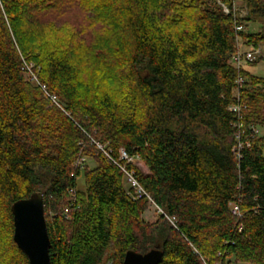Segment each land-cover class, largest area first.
I'll return each instance as SVG.
<instances>
[{
  "label": "trees",
  "instance_id": "1",
  "mask_svg": "<svg viewBox=\"0 0 264 264\" xmlns=\"http://www.w3.org/2000/svg\"><path fill=\"white\" fill-rule=\"evenodd\" d=\"M222 1L230 13L216 0H0V264H29L11 206L35 191L51 264H123L152 249L159 264H264V135L233 152L238 116L264 128V76L233 64L264 31L237 30ZM243 1L248 21H264L263 0ZM99 145L141 157L148 174L127 167L153 203Z\"/></svg>",
  "mask_w": 264,
  "mask_h": 264
},
{
  "label": "water",
  "instance_id": "2",
  "mask_svg": "<svg viewBox=\"0 0 264 264\" xmlns=\"http://www.w3.org/2000/svg\"><path fill=\"white\" fill-rule=\"evenodd\" d=\"M11 210L14 216V240L28 257L29 264H51V240L43 193L35 191L30 197L15 201ZM163 257L160 249L146 253L128 251L123 264H159Z\"/></svg>",
  "mask_w": 264,
  "mask_h": 264
},
{
  "label": "built area",
  "instance_id": "3",
  "mask_svg": "<svg viewBox=\"0 0 264 264\" xmlns=\"http://www.w3.org/2000/svg\"><path fill=\"white\" fill-rule=\"evenodd\" d=\"M235 4H236V0H234L233 10L239 21V25H237V30H243L244 23L242 22V20L239 18V15L237 14ZM223 6H224L223 7L224 12H226L227 14L230 13V8L225 4H223ZM260 54H261L260 46L251 45L249 50H242L239 48V50L233 56V64L237 68H240L244 62L254 61L260 56ZM243 82H244V78L242 76H239L236 80L237 87L235 90V96L238 98H239V93H238L239 86H241ZM41 86L43 90L47 92L46 86L45 85H41ZM53 99L55 100V98ZM228 110L238 115L241 111V104L239 103L232 104L228 107ZM238 120L239 122H236L237 127L239 128L238 133L236 135L237 144L233 147V152L235 153V156L238 159H240L242 157V154H241L242 150L251 145V139L257 136L259 137L263 135L261 134V128L253 124H249V127L247 129L246 128L244 129L242 116H238ZM99 148L104 151V153L107 155L111 163L117 164L121 168V170L125 174L127 184L136 191V195L139 197L145 195L150 199L151 203H153V200L151 199L149 193L144 189V187L139 182L135 168L129 169L127 167L129 164H132L139 168V163L141 161L143 162L141 157L139 155H131L125 150V148H121L119 151V158L116 159L115 157H112L110 152L106 151L102 145H99ZM232 213L239 217L242 216L239 206L236 204L232 206ZM241 229H242V226H240V230ZM218 264H221V263H218ZM233 264H236V263H233Z\"/></svg>",
  "mask_w": 264,
  "mask_h": 264
},
{
  "label": "rangeland",
  "instance_id": "4",
  "mask_svg": "<svg viewBox=\"0 0 264 264\" xmlns=\"http://www.w3.org/2000/svg\"><path fill=\"white\" fill-rule=\"evenodd\" d=\"M262 1V0H260ZM264 1V0H263ZM217 4H219L220 6H222V8L224 7L223 4H225L222 0H216ZM233 5H234V0H232ZM227 5V4H225ZM236 11L237 14L239 15V18L245 23L247 24L246 27L248 26V28L246 29V31L248 32H260V31H264V21L255 18L252 21H248L247 18L250 16L251 14V9L250 7L247 5L246 2H244L243 0H236ZM80 14L82 15L81 17L84 16L83 12H81V10H77L75 8H73V10L69 13L68 15V19H70V21L72 22H76L77 19H79ZM261 48V54L260 56L254 60V61H248V62H244L243 65L250 70L251 72H253L254 74L258 75V76H264V43L259 45ZM251 46L245 45V44H241V49L242 50H249ZM23 74L24 76L30 80L31 82H33L34 84H37L41 87V89L43 90L42 86L40 85L41 83L39 82L38 76H37V71L34 68V64L31 62H25L24 66H23ZM43 84V83H42ZM47 88V87H46ZM45 97L50 101L51 105H55L58 108H61V105L59 103V100L55 96L54 94H52L49 90H47V92L45 90H43ZM50 94V96H49ZM55 98V100L53 99ZM261 134L264 135V128H261ZM121 149V148H120ZM82 162L86 163L89 167H95L96 163L94 160H92L91 158H82ZM139 168L146 174L149 173V168L144 164V162H140L139 163ZM85 183H84V177L83 175L79 177L78 179V187L79 189H84ZM48 187V184L45 186L44 190H46ZM158 217V209L155 205H151L148 210L144 213V218L146 221L148 222H154L156 221ZM105 264H113L112 260H108Z\"/></svg>",
  "mask_w": 264,
  "mask_h": 264
}]
</instances>
